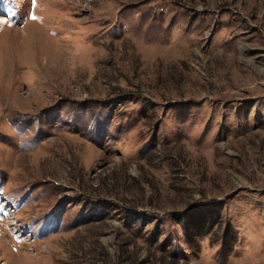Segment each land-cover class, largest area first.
Returning <instances> with one entry per match:
<instances>
[{
	"label": "rangeland",
	"instance_id": "rangeland-1",
	"mask_svg": "<svg viewBox=\"0 0 264 264\" xmlns=\"http://www.w3.org/2000/svg\"><path fill=\"white\" fill-rule=\"evenodd\" d=\"M1 6L0 264H264V0Z\"/></svg>",
	"mask_w": 264,
	"mask_h": 264
},
{
	"label": "snow or ice",
	"instance_id": "snow-or-ice-1",
	"mask_svg": "<svg viewBox=\"0 0 264 264\" xmlns=\"http://www.w3.org/2000/svg\"><path fill=\"white\" fill-rule=\"evenodd\" d=\"M0 3H3V0H0ZM7 14V13H6ZM14 14V13H13ZM32 18H35V17H32Z\"/></svg>",
	"mask_w": 264,
	"mask_h": 264
}]
</instances>
